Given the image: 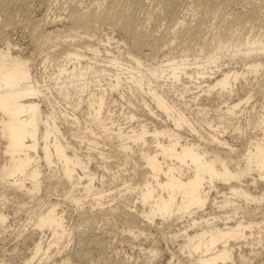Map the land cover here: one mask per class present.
Instances as JSON below:
<instances>
[{"label": "rangeland", "instance_id": "1", "mask_svg": "<svg viewBox=\"0 0 264 264\" xmlns=\"http://www.w3.org/2000/svg\"><path fill=\"white\" fill-rule=\"evenodd\" d=\"M14 1L19 0L0 4V49L7 50L12 43V55L28 60L41 88L44 119L51 125V118H56L65 136L63 142L78 149L95 179L93 191L82 185L74 189L75 196L83 200L76 206L66 198L67 184L58 179L62 166L56 158L57 166L47 168L42 163L40 199L24 203L19 193L0 194V210L7 216L6 222L0 219V264H26L42 235L45 249L51 231L35 233L32 229L51 202L63 213L69 235L53 245L50 256L40 264H191L179 249L188 233L236 221H258L260 225L247 231L246 238L230 241L232 256L222 264H264V200L246 199L230 188L237 184L252 195L262 194L264 180L257 171L240 182L216 180L206 188L205 206L178 221L163 222L157 215L149 225L138 228L141 222L123 220L109 208L121 210L125 204L139 201V187L144 184L141 172L146 165L142 152L156 145L154 134L146 135L147 143L112 135L93 112L103 98V117H112L125 132L134 127L138 134L142 123L150 131L170 129L179 133L182 143H198L210 157H214L213 150L219 151L231 168L244 166L249 140H261L264 128L259 124L264 115V26L254 18L264 17V0H27L32 11L29 16L26 7ZM115 8L123 11L121 17H90L94 11ZM138 40L150 48L140 50ZM71 51L83 56L79 66L77 58L67 56ZM170 60L186 62L184 69H156ZM254 62L261 65L253 68ZM174 70H182L180 79L173 77ZM225 73L237 77L226 87L213 88ZM152 88L173 105V112H183L186 122L182 126L177 127L156 104ZM239 101V106L229 108ZM64 112L71 115L72 122L64 119ZM214 136L227 145L219 144ZM160 137L164 143L170 142L166 135ZM127 142L132 147L125 156L120 148ZM77 170L82 173L79 166ZM96 190L105 192L100 202L95 199ZM144 208L137 202V209ZM193 218L196 223L191 222ZM199 219L203 221L198 223ZM223 246L218 243L216 249Z\"/></svg>", "mask_w": 264, "mask_h": 264}, {"label": "bare ground", "instance_id": "2", "mask_svg": "<svg viewBox=\"0 0 264 264\" xmlns=\"http://www.w3.org/2000/svg\"><path fill=\"white\" fill-rule=\"evenodd\" d=\"M2 1L0 0V4ZM203 1L210 2L211 0ZM219 2H228V0ZM13 3L25 6L26 15L29 16L31 14L32 11L27 0L14 1ZM254 7L256 8L255 5ZM122 15L123 11L115 8L102 12L94 11L90 17L119 18ZM170 15L173 16L174 14L170 11ZM254 18L255 21L260 22L264 26L263 16L256 15ZM136 44L140 50L143 49L144 45L140 40L136 41ZM12 47V43H8L7 50L0 49V187L3 189L0 194L6 195L9 191L19 193L25 199L24 203H26V199H40L37 193L43 181L41 179L43 173L42 163H45L47 168H49L55 164L57 158L62 166L61 177L58 179L64 180L68 186L67 192L69 194L66 198L80 207L83 200L81 197L75 196L74 189L82 185L88 192L93 191L95 175L87 172L88 164L81 159L78 149L70 142H63L65 136L59 129L56 118H51V125L47 118L44 119L39 96L40 85L34 80L28 60L12 55ZM144 47H148V45ZM250 49L252 50L253 46ZM146 53H143L144 56L148 54ZM67 56L72 59L77 58V66H79L78 59L83 58L78 51L67 52ZM185 64L186 62L180 63L170 60L169 63L166 62L162 66L156 67V69H184L185 66L183 65ZM253 65V68L255 66L258 68L261 63L254 62ZM73 68H75V64H73ZM63 72H67V70L64 69ZM181 72L182 70H174L172 75L175 79H180ZM183 72L186 73L185 70ZM201 77H204V75ZM236 77L235 73H225L214 83L213 88L216 86L226 87L230 80L232 78L235 80ZM151 93L156 104L174 121L177 127L182 126L186 122L181 115L183 112L180 114L175 110L178 115L173 112V105L157 89L152 88ZM121 98H123V94H121ZM102 105L103 98H100L99 104L97 108L94 106L96 110H93V112L96 111V119L104 127L105 131L110 134H117L119 137H130L134 141H142L143 143H147V134H154L155 142L153 144L156 143V145L152 147V150L142 152L146 165L142 167L141 172L144 177V184L139 187V201H133V204L127 203L121 210H118V207L109 208L110 213L118 215L123 220L132 219L141 222V225H137L138 228L149 225L151 221L155 220L157 215L161 216L163 222L168 220L173 223L182 216L192 213L193 209L202 208L208 198L209 190H206L207 186L218 179L225 182L236 179L240 182L243 176L248 174L255 176V171H257L264 180V128L261 140L258 138L253 141L249 140L242 158L244 166L237 169L231 168L228 160L218 154L219 151L213 150L212 155L214 157H210L208 150H201L198 143H182L179 133L170 129L155 128L150 131L147 129V124L142 123V130L138 134H135L136 130L134 127L125 132L120 124H115L112 117H103ZM239 105L240 101L233 103L229 108L233 109ZM149 109L155 116L156 112L151 107ZM64 115L63 117L66 121L72 122L69 118L71 115L68 112H64ZM75 120L77 121V118ZM260 123L264 126V115L260 119ZM117 125L119 126L117 127ZM114 128L119 131L117 132ZM160 135L169 137L170 142L168 144L164 143ZM213 139L219 144L227 145L225 140L217 136H214ZM131 147V143L127 142L124 144V148L121 146L120 150L125 153V156H128ZM68 150L73 151L74 154L71 155ZM90 155L88 154V156ZM99 156H103V154H99ZM231 162L236 163V160L231 159ZM77 166L81 168L83 174L77 170ZM84 182L85 184H83ZM125 184L121 185L125 186ZM125 187H129V185ZM230 188L246 199L264 200V192L260 195H252L237 184L230 185ZM124 191V189L119 190L121 193ZM104 193L103 190H96L94 192L95 199L100 202L105 196ZM137 202L143 204L145 208L137 209ZM57 205L56 202H51L37 216V220L34 223L35 228L32 230L35 233H44L50 230L51 236L47 238L45 249L43 245L44 236L40 237L31 258L26 261V264H30L37 256L39 258L34 264H40L43 259L50 256L51 247L53 245L57 246L64 236L69 235L64 215L62 212L59 213L57 211ZM0 219L2 222L7 220L6 214L1 210ZM195 220L193 218L191 222L196 223ZM202 221L203 219H199L197 222L201 223ZM259 225L258 221H248V223L236 221L230 225L216 226L212 229L203 227L193 235L188 233V240L186 238L179 249L183 254L186 253L185 256L188 257L191 264H222L232 256V251L228 246L230 241L246 238L247 231H251ZM189 226H186L183 232L187 231ZM218 243H223L224 246L216 249Z\"/></svg>", "mask_w": 264, "mask_h": 264}]
</instances>
